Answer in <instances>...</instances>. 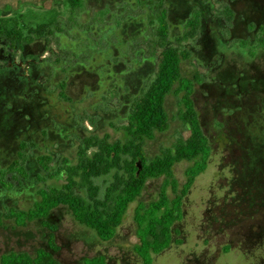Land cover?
Wrapping results in <instances>:
<instances>
[{"label":"rangeland","instance_id":"1","mask_svg":"<svg viewBox=\"0 0 264 264\" xmlns=\"http://www.w3.org/2000/svg\"><path fill=\"white\" fill-rule=\"evenodd\" d=\"M85 1L80 14L82 19L91 20V32L98 25L106 28L100 41L121 34L130 43L136 28H140L138 33L145 30L151 39L156 34L148 16L138 17L131 24L126 12V5L134 9L145 0ZM229 1L164 0L172 39L182 34L184 23L195 7L200 12L204 9L205 16L196 37L183 43L191 56L183 62L182 72L187 78L199 80L193 100L212 154L206 171L196 178L184 199L183 218L175 225L181 243L155 255L152 264H264V199L252 202L255 194H264V191L253 184L246 165L250 159L245 153L258 138L246 135L242 121L259 111L264 98L255 80L258 72L264 71V49L254 45L263 31L246 35L248 24L254 28L262 20L264 23V0ZM58 2L60 0H0V26L9 24L26 35L29 28L45 23L58 12L63 17L68 16V3L59 5ZM227 3L233 13L229 20L222 11ZM108 13L111 17L106 18ZM140 13V8H136L132 14ZM105 21L110 26L106 27ZM80 31L77 28L72 31L78 36L71 42L73 47L81 48L83 43L90 42L86 29ZM240 40L248 44H243L242 48ZM116 50L119 54L126 47ZM151 51L147 49L146 55H151ZM57 52L55 42L49 38H36L24 48L18 46L9 51L0 46V259L10 252L34 255L38 249L48 248L49 229L39 220L27 223L22 213L32 210L40 201V191L62 187L65 174L64 171L58 174L59 165L64 158L76 163L84 137L123 140V133L117 129L126 123L135 95L154 71L148 59H142V64L133 60V68L127 71L120 65L107 64L104 69L100 67L104 71L102 76L108 69L112 73L109 81L105 77L103 82L84 66L77 65L75 74L68 79L67 94L73 100L70 103L58 95L57 82L63 77L60 72L43 67L46 77L38 73L32 78L33 70H38ZM102 60L100 55L91 65L97 66ZM244 71L249 72L255 82L241 92L243 81L238 79ZM45 81L48 82L46 89L38 93L37 85ZM114 84L117 87L113 94L106 96L104 86L112 88ZM165 105L170 126L154 140L147 141L145 152L149 157L189 135L177 118L176 97L169 95ZM89 118L91 122L84 120ZM21 143L27 144L23 149L22 170L9 172L8 167L19 159ZM42 155L53 158L49 172L56 174L54 177H49L41 168ZM190 165L183 161L174 167V175L181 185ZM109 180V177L99 178L95 184L103 191ZM162 184L163 178L146 183L141 198L130 205L115 237L108 242L99 240L94 231L75 221L67 206L53 209L50 221L56 227L58 251L54 255L58 264H84L85 258L97 255H104L108 264H143L134 250L138 244L135 210L140 202L148 204L155 200ZM78 191L85 194L83 190Z\"/></svg>","mask_w":264,"mask_h":264},{"label":"trees","instance_id":"2","mask_svg":"<svg viewBox=\"0 0 264 264\" xmlns=\"http://www.w3.org/2000/svg\"><path fill=\"white\" fill-rule=\"evenodd\" d=\"M63 2L69 5L67 17L58 12L45 23L29 28L26 35L21 29L9 24L0 26V46L7 51L18 46L24 48L25 44L32 43L36 38H49L55 42L58 52L52 55V61L46 60L38 70H33V79L38 73L46 77L43 67L60 72L63 77L57 82L58 95L63 101L72 103L73 100L67 94L68 79L75 74L77 65L84 66L103 82L105 77L108 81L110 79L111 71L105 70L106 73L102 76L104 71L100 68H106L107 64L114 67L120 65L127 71L133 68V60L142 64V59H148L154 66V71L144 80L140 91L135 95L126 116V123L117 129L123 133V140L84 137L77 151L76 163L72 164L64 158L62 165H59L58 174L62 171L65 174L62 187H50L40 191V201L32 210L22 213L27 223L39 220L49 229L48 248H40L34 255L28 252H10L1 257L0 264H58L54 255L58 251L53 233L55 227L45 218L60 205L67 206L75 221L94 231L99 240H112L130 205L141 198L146 183L150 179L163 178L158 197L148 204L140 202L134 215L138 237L134 250L143 264H152L155 255L164 252L173 244L181 243L177 238L179 231L175 225L183 218L184 199L196 178L206 171L212 154L210 141L203 132L193 100L195 85L199 80L196 77L187 78L182 72L183 62L191 56L183 43L196 37L200 28L199 15L193 14L184 23L182 34L172 39L164 0H145L142 6H136L141 10L140 15L133 16L136 8L132 9L128 5L126 12L130 16L131 24L138 17L148 16L149 23L154 26L152 31L156 30L152 39L145 30L138 33L140 28H136L130 43L121 34L110 37L108 41H100L103 29L106 28L102 29L98 25L91 32V20L81 18L80 10L86 1L60 0L58 3L60 5ZM225 10L230 13L228 17L231 18L232 13L227 6ZM0 13L1 16L2 12ZM144 13L147 15H143ZM108 17H111L109 13L106 18ZM121 21L124 23L125 20L121 18ZM104 23L106 27L110 26L108 22ZM75 28L80 29V32L86 29L89 35L90 42L86 41L81 48L71 44L78 37L72 34ZM124 45L126 50L118 54L116 49ZM85 47L89 49L86 50ZM147 49H152L149 56L145 53ZM100 55L103 56L101 64L92 66V61ZM47 84L45 81L43 85H37L40 87L37 92L45 90ZM116 87V84L112 88L104 86L106 96H111ZM169 95L176 97L179 107L177 118L189 135L187 138H179L172 147L163 148L159 154L149 157L145 152L147 141L154 140L157 134L166 132L170 126L171 119L165 105ZM84 120L91 122L92 119ZM26 146L25 143L21 144L19 159L8 167L9 172L22 170L21 163L25 158L23 149ZM183 161L191 165L186 169L185 181L181 185L174 175V167ZM52 162L53 158L49 155L39 158V164L49 177L56 175L49 172ZM103 177H109L110 180L102 191L95 184V180ZM78 190H83L85 194ZM84 264L108 262L104 255H97L85 258Z\"/></svg>","mask_w":264,"mask_h":264},{"label":"flooded vegetation","instance_id":"3","mask_svg":"<svg viewBox=\"0 0 264 264\" xmlns=\"http://www.w3.org/2000/svg\"><path fill=\"white\" fill-rule=\"evenodd\" d=\"M229 2H231V0ZM200 5L201 4L199 3L198 6H200ZM226 6L228 7V9L232 13V10H231V8H230L228 3H227ZM203 10L204 9H202V11L200 12L199 9H197V7H195L193 9V12L191 13V16L193 14H195V13L199 15L200 27H201V25L203 23V18H204L203 17V15H204V11ZM222 11H223L224 16L228 20L233 17V13H232L231 18L228 17L230 15V13H227V11L225 10V6L222 9ZM191 16L189 18H191ZM189 18H187V20ZM262 31H263V34L262 35L260 34V37H257V41H256V43H254V45H258V46H256V48L264 49L263 47H261V46L264 45V23H263V20H262L261 23H258L256 25H254V28H252L250 26V24H248L247 30H246V35L247 36H251L252 32L260 33ZM240 41L242 43V46L240 45L242 48H243V44L244 45L248 44L244 40H240ZM252 42H253V40L250 41V44H253ZM258 73H259V76L256 77L255 80L260 85V89H261V91L264 94V71H259ZM238 80H242L243 81L242 84H241V88H240L241 92L244 91V90L246 91L249 88V86H251L252 83L255 82V80H253L252 75L249 72H247V71H244V73H241V75L239 76ZM242 121L244 123L246 135L252 136L251 138H253V137L254 138H258V140L255 141L254 146H252L251 148H248L246 150V152H245V153H247V158L250 159L249 163L246 164V165L249 166L250 176H251V180H252L253 184L255 186H257L258 189H259V186H260L261 190L264 191L263 190V188H264V98L263 97L261 99L259 111L256 114H251L249 116L247 115ZM21 144H24V143H21ZM21 144H20V148H21ZM261 193H259L258 195L255 194V197L253 198L252 202L262 201L264 199V194H261ZM51 212L46 217V218H48V222L50 224H51V221H50ZM255 215H256V218H257L258 213L255 214ZM52 226H54V225H52ZM44 227H46V226H44ZM258 228L261 229V226H259ZM55 230H56V227H55ZM55 230L53 231L54 235H55ZM55 240H56V235H55Z\"/></svg>","mask_w":264,"mask_h":264}]
</instances>
